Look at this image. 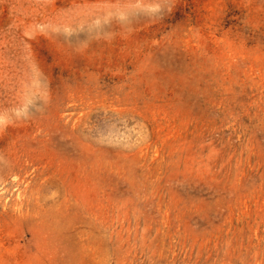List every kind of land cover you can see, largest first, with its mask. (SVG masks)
Returning a JSON list of instances; mask_svg holds the SVG:
<instances>
[{
	"label": "rangeland",
	"instance_id": "1",
	"mask_svg": "<svg viewBox=\"0 0 264 264\" xmlns=\"http://www.w3.org/2000/svg\"><path fill=\"white\" fill-rule=\"evenodd\" d=\"M0 264H264V0H0Z\"/></svg>",
	"mask_w": 264,
	"mask_h": 264
}]
</instances>
